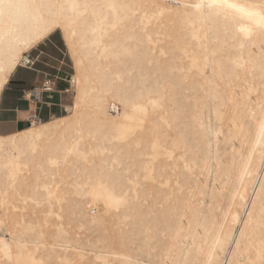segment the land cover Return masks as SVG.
<instances>
[{"label":"bare ground","instance_id":"1","mask_svg":"<svg viewBox=\"0 0 264 264\" xmlns=\"http://www.w3.org/2000/svg\"><path fill=\"white\" fill-rule=\"evenodd\" d=\"M42 2L92 7L75 20L56 8L45 9L43 20L21 13L0 21V94L16 69L31 63L29 52L57 31L75 94L68 114L0 135V202L6 192L28 198L31 208L64 214L93 236L46 228L37 219L42 210L25 220L3 208L0 264L20 255L24 264H201L208 256L199 249L216 239L217 264L258 261L264 36L246 38L209 10L186 7L208 0ZM51 20L61 27L25 47L29 32ZM77 142L79 152L68 153ZM247 213L255 223L247 246L237 249L228 241L240 239Z\"/></svg>","mask_w":264,"mask_h":264},{"label":"snow or ice","instance_id":"2","mask_svg":"<svg viewBox=\"0 0 264 264\" xmlns=\"http://www.w3.org/2000/svg\"><path fill=\"white\" fill-rule=\"evenodd\" d=\"M92 7L88 4H79L75 2L62 3V4H45L42 2H37V0H0V21L5 18L11 20L14 16H19L21 13L27 14L35 19L43 20V11L45 9H56L61 10V14H66L71 12V18L75 20L78 16L82 15V10H87ZM111 10H117L118 6L116 4L105 5ZM186 7H195L196 9L209 10V14L215 16L218 20H222L225 27L229 24L238 29L239 33L246 38H251L253 33L258 32L264 36V0L260 3L253 2V0H208L207 3H199L195 5H187ZM163 15V13H161ZM61 27V25L56 20H51L45 22L43 27H38L34 31H30L27 38L24 39L23 44L25 47L31 46L40 40H43L47 35L55 28ZM65 31L69 33L70 37H74L76 33L65 26ZM103 32L99 37V41L103 40ZM98 41V42H99ZM70 45L73 43L69 39ZM18 52H22L23 48H18ZM3 71V69H0ZM259 110L262 116H264V100L258 101ZM255 116V112L252 113ZM260 127V137L264 141V119L259 121ZM66 151L68 153L79 152L78 142L69 146ZM248 220L243 222V227L239 231V240L231 241L229 243H234L237 249H242L247 246L248 234L247 230L251 224H254L252 213H247ZM237 223H241L239 218H234ZM260 227L264 229V216L261 218ZM220 240L216 239L213 244L205 250L203 246L199 249L201 253H205L208 256L207 260L201 262V264H217V261L213 259L215 255L216 246L220 245ZM196 241H192V246L195 248ZM222 247V245H221ZM79 250V249H78ZM8 257L11 259L10 249L8 250ZM32 264H43V261L37 262L32 261ZM61 264H72L71 261H61ZM128 264H138V261L128 259ZM224 264H230L228 261H224ZM234 264V262H231ZM251 264H264V246H262L258 252V261H252Z\"/></svg>","mask_w":264,"mask_h":264},{"label":"crops","instance_id":"3","mask_svg":"<svg viewBox=\"0 0 264 264\" xmlns=\"http://www.w3.org/2000/svg\"><path fill=\"white\" fill-rule=\"evenodd\" d=\"M43 55L50 59H46L47 62L40 61V58H47L42 57ZM30 57L28 54L29 60ZM31 58V66L26 69L19 66L0 94V135L26 129L30 126V117L33 115L42 122L46 118H55L57 116L54 111L62 106L57 102L61 95L55 93L49 98L41 92V86L47 80L55 82L57 91L66 88L68 78L58 69L61 61L45 54L42 47Z\"/></svg>","mask_w":264,"mask_h":264},{"label":"rangeland","instance_id":"4","mask_svg":"<svg viewBox=\"0 0 264 264\" xmlns=\"http://www.w3.org/2000/svg\"><path fill=\"white\" fill-rule=\"evenodd\" d=\"M169 3H170V1L165 2V5H167ZM174 5L177 6L178 4H174ZM147 21H148V23L151 22L150 19H148V18H147ZM41 47L43 48V52L45 54H47L48 56L53 57V58L61 61L62 64H59L58 69L60 68L61 71L63 72V76L68 78L67 84L65 86H66V88L69 91H68V93L66 92V93L60 94L61 95V97H60L61 99L57 98V99H59V101L57 100V102H60L62 106L60 108H58L56 111H54V115H56L57 117L62 116V115H66L71 110V105H72L73 97H74V94H75V90H73L74 88L72 86L70 87L68 85V81L70 80V77L74 73L71 60H70V58H69V56L67 54L66 47L64 46V44H63V42L61 40L60 33L58 31L55 32L51 37L46 39L43 43L38 45L36 48L31 50L29 52V56L33 57L41 49ZM31 57H30V61H33ZM42 57L45 58L47 56L43 55ZM46 59L48 60L50 58L47 57V58H45V60L40 58V61H46L47 62ZM30 66H31V63L28 64V65H25V66H21V67L26 69V68H29ZM69 83H70V81H69ZM66 88H64L62 90H65ZM109 114H111V113L109 112ZM48 119L49 118H46V119H44V121L48 120ZM57 179H59V177H57ZM59 185L62 186L61 184H59ZM9 194H10L9 192H6L5 194H3V196L5 197V200L0 202V211L4 208L6 213L9 211V213H13V214L14 213H17V214L19 213L21 215L24 214L26 219L25 218H22V219L27 220V218H29L27 216H29L31 214H34L33 212H35V211L39 215V213H41V210H42L44 214L43 213H42L43 215L40 214L39 217L37 215L36 216H37V219H40L38 221L41 224H45L46 228L48 227L51 230H53L54 228L65 230V231H67L69 233V235L70 234L71 235H75L76 239H80V240L81 239L84 240V236H85V238L86 237H90V236L92 238L93 235L92 234L90 235L89 232L84 231L83 229H81V225L75 226V224L72 223V222L70 224V222L66 219L64 214H60L63 217H56L55 215L48 216L45 213L47 211V207H45L43 205L42 206L34 205L33 207H35V208H31V205H33L34 203L32 201H30L28 198H24V199L21 198L20 200H14V199H11V196H10L11 194L10 195ZM7 195H8V197H7ZM8 199H10V200H8ZM12 200H14L15 203H13ZM10 201H12V203H10ZM3 204H4V206H3ZM98 207H99V209L102 207V204L100 202L98 203ZM38 208H40V209L38 210ZM52 210H53V208H52ZM54 210L55 211H53V212H58V209L56 207L54 208ZM41 217H42V220H41ZM46 218L47 219L50 218V219L47 220ZM45 221H47V222L45 223ZM51 222L53 224H51ZM54 223H56V224H54ZM57 223L58 224L60 223V224L57 226ZM52 226H53V228H52ZM1 234H2V232L0 231V235ZM85 250L89 251L90 249H86L85 248ZM84 254H85V258H87V259H89L88 258L89 256H90V258L92 257L91 252H87V253L84 252ZM20 256H15L14 259H13V262L10 263V264H24L25 263L24 262V258L22 256L21 257Z\"/></svg>","mask_w":264,"mask_h":264},{"label":"built area","instance_id":"5","mask_svg":"<svg viewBox=\"0 0 264 264\" xmlns=\"http://www.w3.org/2000/svg\"><path fill=\"white\" fill-rule=\"evenodd\" d=\"M68 85L71 87L69 81H68ZM68 91L69 90L67 88L65 90H62V91H57L55 89V82L52 80L45 81L41 86V92L47 94L49 98H51L52 95L55 93H58L60 95L62 93H66V92L68 93ZM32 120L41 121V119L38 118L36 115H33L30 117V123Z\"/></svg>","mask_w":264,"mask_h":264}]
</instances>
